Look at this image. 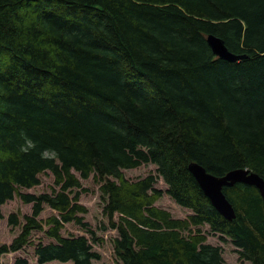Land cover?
Listing matches in <instances>:
<instances>
[{
	"label": "trees",
	"instance_id": "16d2710c",
	"mask_svg": "<svg viewBox=\"0 0 264 264\" xmlns=\"http://www.w3.org/2000/svg\"><path fill=\"white\" fill-rule=\"evenodd\" d=\"M210 33L244 57L215 56ZM190 162L215 176L242 168L264 178V0H0V218L15 195L32 203L0 258L35 230L53 239L35 245L39 264H95L93 245L104 242L95 230L61 233L65 223L87 225L80 178L92 175L117 232L112 264H225L207 233L264 264L258 190L223 186L235 209L227 220ZM145 164L155 174L125 177ZM44 172L50 191H22ZM163 194L187 216L156 205ZM45 205L56 213L38 218Z\"/></svg>",
	"mask_w": 264,
	"mask_h": 264
},
{
	"label": "rangeland",
	"instance_id": "374dc122",
	"mask_svg": "<svg viewBox=\"0 0 264 264\" xmlns=\"http://www.w3.org/2000/svg\"><path fill=\"white\" fill-rule=\"evenodd\" d=\"M149 173L155 174V165L145 164L137 167L136 169L125 170L124 174L126 178L136 179L138 177L146 176ZM53 175L50 172H44L40 174V183L29 189H22L24 192L39 194L42 192L50 191V186L53 185ZM81 188L79 194V203L86 207V212L83 213V221L86 222V226L79 225L74 222L65 223L61 230L63 235H85L89 238V233L86 229L95 230L96 236L102 238L104 242L102 244H94V250L101 254V258L98 261H94L95 264H112L116 263L113 253V245L111 238L117 235L116 230L108 227V218L103 214V202L101 200V193L99 190L100 183L90 175L86 179L80 178ZM156 187L165 189V183L159 179ZM83 188V189H82ZM159 207L168 210L173 217L184 218L190 212L188 209L180 207L176 204L168 195L163 194L162 197L155 203ZM32 211V203H24L18 196H14L13 199L6 201L1 206L2 217L0 218V244H10L12 239L16 237L21 231V227L24 224V215H30ZM11 213H15L18 217L19 223L17 225L10 224L8 217ZM56 213L49 206L45 205L38 218L44 219L47 216ZM103 224L105 227L103 228ZM207 227L204 226L203 230ZM207 242L213 245H220L222 247V257L225 264H250L248 261H241L238 259V254L235 252V247L229 242H222L219 235L207 233ZM30 244L23 246L21 249L15 252L5 253L0 258V264H15V260L19 257L27 259L28 264H39L34 254V247L39 242L47 243L53 241L48 238L42 231H33L30 235ZM45 264H70V262L51 261Z\"/></svg>",
	"mask_w": 264,
	"mask_h": 264
},
{
	"label": "water",
	"instance_id": "95a60500",
	"mask_svg": "<svg viewBox=\"0 0 264 264\" xmlns=\"http://www.w3.org/2000/svg\"><path fill=\"white\" fill-rule=\"evenodd\" d=\"M206 41L212 52L221 59L237 61L244 57V54L237 55L229 51L223 39L214 34H208ZM187 167L199 183L204 194L209 198L210 203L227 220H231L235 217V209L223 193V186H231L236 182L253 185L264 201V178L256 172L248 169L235 168L222 176H215L207 172L201 165L194 162H190Z\"/></svg>",
	"mask_w": 264,
	"mask_h": 264
}]
</instances>
